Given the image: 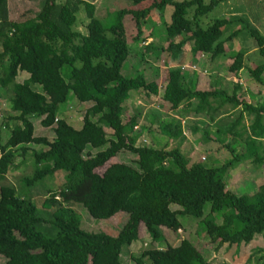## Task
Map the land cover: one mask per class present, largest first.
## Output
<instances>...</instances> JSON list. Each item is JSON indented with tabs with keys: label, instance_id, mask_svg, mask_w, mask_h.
I'll list each match as a JSON object with an SVG mask.
<instances>
[{
	"label": "trees",
	"instance_id": "trees-1",
	"mask_svg": "<svg viewBox=\"0 0 264 264\" xmlns=\"http://www.w3.org/2000/svg\"><path fill=\"white\" fill-rule=\"evenodd\" d=\"M7 1L0 0V88L7 95L13 113L9 121L13 123L6 124L9 137L0 150V179L19 168L16 158H24L30 145L42 146V150H31L33 175L21 179L18 189L29 188L60 171L66 176L58 190L45 193L40 209L15 188L0 187L1 264H117L123 247L139 239L142 216L154 228L172 232L179 228V218L200 219L208 244L215 250L223 245H247L255 236L264 235V185L251 196L237 195L227 189L220 176L216 177V168L201 162L190 165L179 148L137 145L141 131L135 127L139 119L135 114L127 117L125 107L129 92L157 96L160 91L158 84L146 80L142 73L135 77L121 73L130 52L125 19L134 21L136 40L152 11L169 6L172 13L164 26L166 45L145 46L151 55L160 51L169 62L177 60V67L165 70L161 100L172 111L180 105L190 108L196 101L192 116L210 121L224 105L240 107L232 122L218 124L216 141L228 137L222 144L232 154L223 166L237 161L233 143L240 139L252 150L251 163L257 168L264 164V106L237 100L238 87L231 94L211 87L198 90L181 69L186 46L209 60L226 53V43L239 30L223 39L222 29L239 18L207 23L202 19L227 0H150L147 7L138 10L126 4L113 12L108 27L95 16V0H41L39 12L23 22L9 20ZM144 1L149 0L126 3ZM191 7L194 12L190 19L187 11ZM249 26L246 28L261 62L248 72L254 81L264 84V37ZM229 56L233 62L228 72L237 73L245 67L242 53ZM20 72L28 74L21 83L16 80ZM35 86L40 87V93ZM69 92L79 104L90 105L79 129L58 117V107L66 102ZM244 113L252 120L249 128L240 129ZM32 119H40V125L50 129L53 138L35 136ZM155 122L156 116L150 123ZM158 130L173 141L183 133L179 119L159 122ZM202 137L203 142L210 140L205 134ZM122 151L134 154L137 166L112 163L103 173L96 172ZM76 205L94 219H109L123 212L128 221L116 237L89 233L80 227L73 208ZM173 205L178 209H171ZM213 213L220 214L224 223L217 224ZM131 260L134 264H212L187 239L164 250L149 247Z\"/></svg>",
	"mask_w": 264,
	"mask_h": 264
},
{
	"label": "rangeland",
	"instance_id": "rangeland-1",
	"mask_svg": "<svg viewBox=\"0 0 264 264\" xmlns=\"http://www.w3.org/2000/svg\"><path fill=\"white\" fill-rule=\"evenodd\" d=\"M181 1V0H177ZM149 1H144L137 5H128L129 3H126V0H96L94 2L96 8H95V16L100 19L104 27H108L111 25L113 21V12L119 9L122 5H126L128 7L133 6V9H142L149 5ZM41 0H8L7 1V8L9 13V20L13 22H23L25 20L33 18L40 10ZM194 12V7H191L187 11V18H192ZM172 13V8L167 6L162 11H152L151 15L148 17L147 20H145L142 23V35L135 40L136 37V29L134 25V21L130 17H126L125 19V30H126V36H127V42L129 44L130 52L126 59V61L122 65L121 73L124 77H135V73L139 70H146L145 77L146 80H154L160 89L163 88V83L165 79V70L168 67H177L178 64L175 63L177 60H175L173 63L169 62V60H166L163 56V54L160 51H155L154 53L149 54L145 51V46L148 44L156 45V46H164L165 43V32H164V26L165 23L169 22L170 15ZM233 16L238 17L239 20L236 23H233L231 25L225 26L223 31V39L229 36L233 31L239 30V32L236 34V36L233 37V45L237 46L236 48H233V45L231 42L226 44L227 48L229 47L232 50H236V53H242L246 56L244 57V65L245 69L243 71H240L239 75H241L240 80L241 84L244 88H247L249 90L255 91L257 93L256 89H260L261 92L263 91L264 94V84L260 85L256 81L252 79L250 76L248 70L251 67L252 69H255V67L261 62V58L257 53V49L255 46V41L252 38V36L249 35V32L247 31L246 26H249L250 28L256 29L263 37H264V0H227L225 3H223L221 6L217 7L212 13L208 14L206 17H204L202 20L204 23L209 22L210 20L214 19H231ZM82 17V16H79ZM249 24V25H248ZM79 30H82V26H78ZM158 44V45H157ZM229 49V50H230ZM183 54V53H182ZM235 54V53H234ZM230 53L226 51V53L219 57L221 60L220 62H224L223 65H221L220 70L214 71V74H218L219 76H225L227 75V67L233 62V58H230V60H227ZM199 55H195V57H198ZM205 59L202 57L201 61L199 62L200 65L195 63L194 65H191V72L195 71L197 73V78H194L196 80V88L198 90H207L209 89L208 85L211 75H209L206 66L204 65L203 61ZM226 61V62H225ZM188 66H181L183 71H188ZM217 69V68H216ZM133 70V71H132ZM135 70V71H134ZM189 72V71H188ZM150 75H148V74ZM25 76H19L17 78V82L21 80ZM230 77V76H229ZM262 82L264 83V75H262ZM240 83V82H239ZM224 88L228 91L232 89V84H236L232 82L229 84V82H224ZM260 85V86H259ZM39 93L41 92V89L39 86L34 87ZM4 91V90H3ZM1 91L5 96L6 93ZM130 98L128 99L125 105L127 109V117L133 115V111L135 109L138 112L136 115L140 117L148 116L151 111L154 112H162L164 115L161 117L164 121L167 122L168 119V108H161L162 106H159L162 104V100L157 96L149 97L142 92L128 93ZM157 97V98H156ZM7 100V95L5 97ZM4 98H1V104L3 105L0 113V150L4 148L6 141H7V132L4 127L3 121H5V118L7 115L11 116L10 111L8 110V102L5 101ZM90 107L89 104H79L71 92L68 93L67 100L64 104L59 105L58 107V117L64 118L69 121V123L74 127L75 129H79L83 115L85 114V111L87 108ZM193 116L191 115V118ZM200 118V117H198ZM227 118V117H225ZM225 118L221 120L222 123H224ZM196 119V117H195ZM144 119H139V126L145 125L148 123L150 118L144 122ZM233 119H231L229 122H231ZM32 124L34 127V134L37 137H47L48 139L53 138L52 131L50 129L43 128L40 125L39 119H32ZM11 122V123H10ZM94 123V119L92 120ZM193 120L189 123H185V127L193 125ZM12 121H9L8 125H12ZM196 123V122H195ZM225 124V123H224ZM157 122L155 123L154 130L157 132ZM138 128V127H136ZM207 131V130H205ZM204 131V132H205ZM105 132V131H104ZM96 133V132H94ZM106 135L109 136L110 131L106 129ZM192 135V141L189 140L186 142L184 146H182L183 154L186 153L188 156H190L192 162L194 159H198L201 156V153H204L206 151L208 156V161L214 160L215 154L212 153L213 145L217 146V148H220V151L216 153V156H218V161H229L232 158V154L229 152L228 149L225 147L220 146V144L217 143V145L214 144H208L206 142H203L201 136L203 134H199L197 132H193ZM4 134V135H1ZM6 134V135H5ZM158 134L160 135L158 130ZM146 137L140 138L137 142V145L146 144V145H152L156 148H160L161 146L153 144V136L152 132L146 133ZM162 135V134H161ZM167 138V137H166ZM165 138V139H166ZM164 139V140H165ZM222 139V137H221ZM70 141H73V138H69ZM97 140V139H93ZM167 140V139H166ZM224 140V139H222ZM165 142V141H164ZM174 142L171 144L173 145ZM89 147V146H88ZM32 149H36L38 151L42 150V146H29V151L24 156V158L17 157L15 164H19V168L15 171H12L8 173L4 180L0 179V187H12L17 190V193L21 196H25L27 198H30V200L36 205L38 209L42 207V200L45 198V193L47 191H54L58 190L60 186L64 184L66 173L63 171L57 172L54 174L53 177H48L45 180H42L40 182L35 183V185L29 187V188H19L20 186V180L24 177H31L33 175L34 171V163L33 158L30 154ZM195 149V150H194ZM87 151L94 153L95 150L87 149ZM210 151V152H208ZM20 153V152H19ZM184 154L185 156H187ZM190 154V155H189ZM204 156V155H202ZM213 157V158H212ZM24 159V162L22 161ZM196 162V161H195ZM209 162L205 163L206 165H209ZM250 162V161H249ZM248 161H244V163H241L239 166H241L239 169L243 168V172H248L249 167H255L253 163L250 162V165ZM112 163H125L128 165H131L133 167L137 166L136 163V156L134 154H131L126 151L119 152V154L116 155L115 158L111 159L109 162H107L103 167H100L96 170L97 173L101 174L104 172V170ZM209 167V166H208ZM256 169V168H255ZM257 170V169H256ZM257 172L260 173V177H264V164L260 167H258ZM238 174V172H235L234 170L230 171L227 176L225 177L224 181L227 184V187L232 189L237 195H245V196H251L255 190L253 191L252 188L248 185L246 182H240L239 177H235ZM74 210H76L79 221H80V227L82 230L89 232V233H103L112 237H116L124 224L128 221V215L126 213L120 212L115 214L113 217L109 219H94L89 216L88 212L81 206L76 205L73 207ZM171 209L175 210L178 209L177 206H171ZM206 214L209 211V207L206 206ZM212 216L216 219L217 224H223V218H221L220 214L213 213ZM178 229L175 232H172L165 228H154L151 226L150 222L145 220V216H142L141 222L139 225V239L131 244L129 247H123L120 255L119 262L117 264H134L132 259V256H137L139 253H141L144 249H147L149 247H155L158 249H167L168 247H175L179 244L180 241L187 239L189 240L193 245H195L199 251L202 253L203 257L210 261L212 264H264V243L263 241H260L258 239L257 243L254 246V249H251L250 247L244 248L245 245H223L217 250L213 248V246H210L208 244V239L206 237L205 228L203 223L200 221V219H194L191 217H183L179 218L178 221ZM42 232L44 230H41ZM46 236H49V233L45 230L43 232ZM259 245H262L261 251L259 249H255L256 246L259 247ZM250 253V254H249ZM251 258L249 261L248 259ZM0 260V264H1Z\"/></svg>",
	"mask_w": 264,
	"mask_h": 264
},
{
	"label": "crops",
	"instance_id": "crops-1",
	"mask_svg": "<svg viewBox=\"0 0 264 264\" xmlns=\"http://www.w3.org/2000/svg\"><path fill=\"white\" fill-rule=\"evenodd\" d=\"M229 42H231L232 45H233L232 41H229ZM228 43H226V44H228ZM236 47L237 46L233 45V48H236ZM229 49L230 48L229 47L227 48V46H226V50L225 51H227V52H229L231 54L232 53H236V50H232V49L229 50ZM183 50H184L183 54H184L185 62L183 64H181V66H188L187 69H188L189 72L188 71H186V72L188 73L190 82L193 83L195 85V87H196V83H195L196 80L194 78H197V75L200 72L199 73L197 72L198 74L195 73V71L191 72V67L190 66L194 65L195 63H197V65L198 64L200 65L199 62L201 61V59L203 57L205 59L203 61V63L206 66L209 75L212 74L210 80H208V82H209L208 87H211L212 89L224 90L225 92H227L229 94L232 93L234 87H238L239 91H238L237 96H236L237 100L246 102L248 104H252L254 106H264V94H263V91L261 92L260 89L259 90L256 89L257 93H255V91H253V90L251 91V90H249L247 88H244L243 85L241 84V80L239 78V77H241V75H239V73H240V71H243L245 69V67L243 69H241L240 71H238L237 73L228 72L226 77L225 76L224 77L223 76H219L218 74H214V71L216 72V70L217 71L220 70L221 65H223V63H224V62H220L221 60L219 58L216 59V60H209L207 57L203 56L200 52H192L191 49H190V46H186ZM197 54L199 56L195 57V55H197ZM245 56L246 55L244 54V57ZM230 58H232V57L229 56L227 60H230ZM249 69H251V67ZM145 72H147V71L146 70H139L135 74L138 75V74L142 73L145 76ZM263 75H264V73H263ZM19 76H21V77L25 76V77L21 78V80H19L20 83L28 78V74H26L24 72H20L18 74L17 78H19ZM262 78L263 77L261 76V79ZM149 81H154V80H149ZM224 82H229V84L234 82L236 84H232V89L230 91H228V90H226L224 88V84H223ZM162 83H163V88L160 89L159 95H157V97L160 96V98H161V94H162V91H163L164 86H165L164 81H162ZM260 85H262V84H260ZM1 91H3V90L0 88V111H1V109L3 107V105L1 104V98L5 99V97H6V95L3 96L4 94ZM133 93L136 94L138 92H133ZM131 95H133V94H131ZM130 96L128 97V99L130 98ZM149 97H153V95L147 96V98H149ZM128 99H127V101H128ZM5 101H7V100L5 99ZM196 104H197L196 101H192V105L190 106V108L185 109L182 105H180L174 111L170 110V105L168 103L164 102V101H162V104L159 105V106H162L161 108H168V116L166 118V119H168L167 122H170L172 119H179L180 120L183 133H182L181 137L178 138L177 140H174V141L173 140H169L165 136H163L161 134L160 135L158 134V123L159 122H166V121H164L163 118H161L164 115V113H162V112L160 113V112L155 111V110H154V112L151 111L148 116L140 117V118L138 117V119H140V120H141V118H143L144 122H146L150 118L148 123H146V126L142 125V124L140 126H139V124L137 125V127H138L137 130L141 131L140 138L146 137L147 136L146 133L150 134V132H152V136H153V141L152 142L155 145H159L162 148L163 147H168V148L177 147V148H179V150L183 154L182 146H184L188 140L191 142L192 141L191 139L193 137L192 135L194 134L193 132H197V133H199L201 135L204 133L207 137H210L209 138L210 140H208L206 143H208V144H214L215 143L216 145L218 143V144H220V146L225 147L222 143L224 142V144H226L228 142V140H229L228 137H227V139H224L223 142L216 141V133L218 132V124H219V122H220V125L224 124V123L225 124L226 123H230L229 121L231 119H233V118L235 119V117L238 116V113L241 111V108L240 107L233 108L230 105H224L223 107L218 109V111L214 114L212 121H210V119H208V117H200V118H196V119H195V117L191 118L192 110L194 109ZM125 105H126V103H125ZM183 108H184V110H183ZM8 110L10 111V107L9 106H8ZM137 110H139V109H135L133 111V114L136 115V113L138 112ZM139 112H140V110H139ZM10 113H11V115H13V113L11 111H10ZM9 116H10V114H9ZM9 116L7 115V117L5 118V121H3V122H5L4 123L5 124L4 127H5V130L7 132V136H6L7 139L9 137V134H8V129H7V125L6 124L9 123ZM154 116L158 117V122H157V125H156L157 132L154 130V126H155L156 122L154 124L150 123ZM225 117H227V118H225ZM0 118H1V113H0ZM223 118H225L224 123L221 122V120ZM192 120H193V122H192L193 125L188 126V128H187V126L185 127V125H186L185 123L186 122L189 123ZM251 120H252V117L249 116L247 113H244L243 114V118H242V123H241V125L238 128H240V129L249 128V125L251 124ZM261 124L262 125L264 124V119H261ZM10 126H12V125H10ZM142 128H146V131L143 132ZM205 130H207V131H205ZM105 131H106V129H105ZM1 135H4V134H1ZM202 138H200V139H202ZM172 142H174L173 145L171 144ZM261 142H263V140H261ZM212 147H213V149L211 151H212L213 154H215L214 155L215 158H214V160H211L210 162L208 161V156H207L206 151L204 153H201V156L198 159H196V160L194 159L192 162H190V160H191L190 156H188L186 153H184V154L187 155L186 157L189 159L190 165H192L194 163H199V162L204 163V164L206 162L207 163L209 162V165H207V166H209L211 168H216L217 169L216 177L220 176V178H222L223 180L225 179V177L227 176V174L230 171L234 170L235 172H238V174L235 177H239V173H240V177H239L238 181H240V182H246L247 181L248 185L252 188L253 191L255 190V192H256L259 188H261L264 185V177H260V173L257 172V170H258L257 167H249L248 168L249 170L246 173L243 172V168L239 169L241 167V166H239L241 163H244V161L245 162L246 161H248V162L250 161L251 162V160H252V157H251L252 150H250L249 146L243 140H241V139L240 140H236L233 143V150L235 151V155L237 156L238 159H237V161L235 163H233V165L228 166V167H224L223 166L225 162L218 161L219 159H218V156H216V153L220 151V148L218 149L217 146H214V145ZM208 152H210V151H208ZM202 155H204V156H202ZM202 158H204V160H202ZM250 162H249L248 165H250ZM227 189L229 191H233L232 189H230L228 187H227ZM258 239H260V241H263V243H264V235H257L249 242V244L245 245L244 248L245 247L246 248L250 247V251H251V249H254L253 245H255L257 243ZM259 248H262V245H259V247L256 246L255 249H259ZM261 250L262 249H259V251H261ZM248 260L250 261L251 258H249Z\"/></svg>",
	"mask_w": 264,
	"mask_h": 264
},
{
	"label": "built area",
	"instance_id": "built-area-1",
	"mask_svg": "<svg viewBox=\"0 0 264 264\" xmlns=\"http://www.w3.org/2000/svg\"><path fill=\"white\" fill-rule=\"evenodd\" d=\"M135 129H137V128L135 127ZM202 160H204V158H202Z\"/></svg>",
	"mask_w": 264,
	"mask_h": 264
},
{
	"label": "clouds",
	"instance_id": "clouds-1",
	"mask_svg": "<svg viewBox=\"0 0 264 264\" xmlns=\"http://www.w3.org/2000/svg\"><path fill=\"white\" fill-rule=\"evenodd\" d=\"M138 129V128H137Z\"/></svg>",
	"mask_w": 264,
	"mask_h": 264
}]
</instances>
